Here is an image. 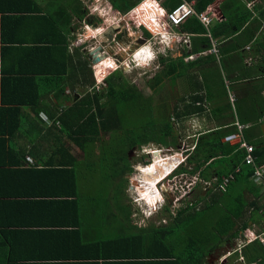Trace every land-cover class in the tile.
Listing matches in <instances>:
<instances>
[{"label":"trees","instance_id":"16d2710c","mask_svg":"<svg viewBox=\"0 0 264 264\" xmlns=\"http://www.w3.org/2000/svg\"><path fill=\"white\" fill-rule=\"evenodd\" d=\"M139 1L110 0L113 6L121 12L130 11ZM215 1L217 0H198L197 12H203ZM221 7H223L224 19L213 23L209 31L196 17H191L186 21V29L197 35L210 33L214 38L230 39L234 42L232 49L237 50L241 48L240 42L244 40L239 36V31L243 27L247 26L245 30V34L249 33L247 39L254 40L255 34L260 32L264 26V0H226ZM84 14L85 8L82 0H0V198L3 196H9V200L27 198L24 201L17 202L18 199L12 203L0 200V217L5 218L2 222L0 218V228H10L12 224L9 225L8 220L18 213L23 214L24 209L30 210L31 206L33 211L39 209L47 219L53 218V216H47L48 213L54 214L56 218L61 213H65L70 206L74 213L84 216L85 222L88 220L97 222L98 220L100 224L97 228L107 227L117 218L116 214L107 212L110 200L96 199L95 196L91 199V195L85 197L88 188L84 189L86 193L81 194L76 190L79 186V179L89 183L88 176L79 178V173L84 171L93 173L90 168L94 167L93 158H96L94 156L95 142L102 139L104 133L114 138L118 131L128 130L130 134L122 138L123 142H121V145L123 144L128 150L136 146H146L150 142L164 146L172 142L176 143L177 137L173 135V125L169 119L159 127L156 126L157 121L151 115L143 127V134L139 133L141 123L134 121L131 113L148 109L152 114L154 100L152 97H144L136 87L129 86L122 71L111 74L100 87L96 86V88L95 84L90 81L92 72L88 69L86 62L80 64L81 59L78 58L77 64H80V67L77 69L73 67L72 56L69 55L66 40L63 39L61 32L72 31L73 16L83 18ZM35 19L44 22L43 26L47 30L45 39L36 43V40L20 38L23 33L20 27ZM198 42L195 52L211 47L208 37H201ZM39 43L45 46L38 47ZM200 44L204 47H200ZM143 54L146 52L141 51L138 55V62H144ZM9 55H11L10 65H6V57ZM37 59H44V63L38 62ZM168 62L166 68L148 82L155 92L164 78H173L174 75L176 77L178 69H181L175 60L169 59ZM88 85L93 88V92H86L84 95L80 93L81 96L66 94L70 90L77 92V86L83 89ZM48 97L57 106L55 111H49L50 119L47 117L45 121H42L41 126L38 122L39 115L44 105L48 103ZM67 102L71 104H66ZM46 108H51V106L47 105ZM176 118L182 119V116L177 113ZM27 127L30 128L29 134L32 136H29L28 144H22L21 136H26L25 128ZM157 130L159 135L156 134ZM229 130L211 131L201 136L195 151L188 159V165L193 166L184 167L182 165L179 173L187 172L191 175L202 171L203 178L211 182L212 178L206 171L213 167L212 163L219 162L224 165V172L218 173L215 179L217 183L212 184L213 187L216 185L219 191L225 192L236 177H242L251 182L249 180L254 169L243 163L245 150L223 142V138L231 132ZM35 135L57 137L60 141L54 140L43 145L35 141ZM62 138L72 141L78 147L84 156L82 161L70 154V147ZM168 138L172 141H168ZM29 146L39 153H51V157H47L48 159H45L43 164L53 170L51 175L55 176L50 178L65 185L64 188L52 179H44L39 175L45 171L35 170L40 167H34V163L31 167L33 169H25L30 159L26 157ZM104 146L106 145H102L100 149ZM52 151L61 152L64 155L70 154V158L55 159ZM102 151L101 161L103 163L107 156L116 158V160L112 167L106 168L108 170L100 171L106 176L97 183L103 184L113 178L132 173L128 152H124L123 148L119 151L120 153L116 152V155L109 151L104 153V149ZM39 153H37L39 157H42ZM254 155L257 156L258 161L261 160V155L256 150ZM213 159L214 161L210 162ZM209 162L210 165H207ZM226 165L227 168H225ZM204 167L205 169L202 170ZM239 167H241L240 172L236 173ZM231 174L234 175V179L225 189L220 188L225 178ZM127 181L128 179H123L117 184L118 186L114 187L123 188L121 186L125 187ZM17 187L19 189H15ZM116 194V196L120 194L124 197L122 192L117 191ZM223 195L224 197L214 194L217 200L213 199L208 207L202 210L194 209L187 216L184 210L179 212L174 226L154 230V241L147 247L143 246L145 239L141 234L143 245L140 242L135 244L137 250H131L129 253H115L110 257V259L113 257L111 261L107 260L103 264H209L207 260L216 245H222L224 241H229L238 235L233 227L226 228L224 224L219 225L211 221V216H207L215 211V204L219 206L221 202H225L227 199L225 196L228 195L227 193ZM197 199L199 203L205 198L200 195ZM92 201L93 205H90ZM7 206H11L10 210ZM243 209L244 206L239 210ZM224 210L227 209L224 208ZM231 212L232 210L227 211L228 214ZM131 214L130 210H127L125 218L128 223H130ZM228 224L229 226L235 225L233 220ZM44 225L60 226L61 224L52 221ZM143 231V233L146 232V230ZM127 247L128 245L125 249ZM260 249H262L261 246L255 248L256 252ZM259 255L262 256L261 253ZM246 256L247 253L244 252V257ZM259 258L252 256L251 259H246L248 262H255ZM260 259L262 260L259 264H264V254Z\"/></svg>","mask_w":264,"mask_h":264},{"label":"crops","instance_id":"0c3cea01","mask_svg":"<svg viewBox=\"0 0 264 264\" xmlns=\"http://www.w3.org/2000/svg\"><path fill=\"white\" fill-rule=\"evenodd\" d=\"M104 1L110 4L112 10L114 9L116 12H118V14L121 16L120 22L115 23V25H106L105 27H98L93 30L90 28V26L95 27L98 25V22L93 17L94 15H92V13L90 15L88 13V9H86L83 18L76 15L73 16L71 25L72 31L68 30V33L64 31L61 32L62 36H64L63 39L66 40L69 55L72 56L74 65L73 67L77 69V67H80V64H84L86 62L89 67L88 69L91 71L92 66L97 67L98 65L102 64L103 59H109L114 63V66L113 68H110V74L106 76L108 77L117 71H122L124 75L125 70H133L135 68H139L140 66L145 67L146 63L142 65L138 61H135V59H132V57H136V54L142 49H147L150 54L148 59H145L144 61H148L155 67V73L150 79L147 80V84L162 71V68H166L167 63H169V59L175 60L177 65L181 67V69H178L176 77L174 75L173 78H164L163 82L157 86L156 92L148 85L151 91L149 96H145L143 91L140 90L144 97L153 98L154 95H157L159 91L163 89L166 81L170 83V80L174 79L175 81L179 82V85H184L182 89L183 95L180 94L177 98L172 97L170 95L172 91L168 90L167 94L169 96V100L174 98L173 101L176 102L171 107V109L168 105L166 107L163 102L159 103L157 108L155 101H153L154 110H158L155 112V114L160 112L159 116L163 117V120H161L159 116H157L155 119V115H153L152 118L157 121L156 126L160 127L162 123L169 119L173 125V135L177 137L176 143L172 142L166 145V147L171 148L172 151L170 154L162 153L164 155V159L169 160V158H171L172 162H178L179 160L177 159H181V161L172 167L171 171H173L175 167H177V169L169 177H167L169 174H166L163 180H160L159 183L157 182L158 190L157 187L156 190L158 193H161L162 199L160 201L159 199L154 200L155 197L149 196V202L154 208L158 203H160L158 208L155 210L154 215H158L160 212H164V210H166V212L169 211L170 206H175L177 203L180 207H178L177 213L173 214L174 218L171 219L170 222L165 221V218H162V221L154 222V215L152 214L150 217H146L147 221H150V218L153 216V222L147 225H137V222L132 216V206L128 202L130 199H127L128 192H126V187L128 181L125 182V187L121 186L123 188L114 187L116 192H122L124 197L127 198H124L118 194L122 197V199H118L120 205L117 204L112 206L109 204V211H107L108 214L114 213L116 214L117 218L110 224H106L107 227L97 228L98 224H100L98 220L97 222H93L92 220L85 222L84 216H80L79 213H74L70 206L65 213H61L56 218H54V214L48 213L47 216H53V218L50 219L45 218L39 209L33 211V207L31 206L30 210L24 209L23 214L19 215L18 213V215L8 220V224H12L9 226L10 228H0V264H103L107 260L111 261L113 257L111 259L110 257L115 253H129L131 250H137L135 248V244H138V242L142 244L141 234L145 239V241H143L144 245H142L147 247L154 241V230H162L168 226H174L175 218L179 212L184 210V213L187 216L190 212H193L194 209L202 210V208L208 207V204H210L213 199L217 200L216 197L213 196L214 194H220L224 197V193H227L228 195L225 196L227 197L225 202H221L219 206L215 204V211L211 212L213 213L212 216L216 220L213 217L210 219L219 225L224 224L223 226H226V228L233 227L235 230L234 232L238 233V235L234 238H231L229 241H224L222 245H216L207 262L209 264H259L262 260L260 258L264 254V244L258 241L257 243H254L256 241H252L240 248V241L247 240L245 236L246 234L251 231H253L255 234L264 231V190L252 180V176L249 180L251 182H248L242 177H236L231 182L232 184L227 187L225 192L219 191V189L216 192H213L210 191L209 188H204L205 183H208V181H206L201 175L202 171H198L191 175H189L187 172H184L183 174H185V177L180 178V181L186 179V182L184 181L185 184L190 182L192 184V190L185 197L178 196L177 199H174V196H176L175 189L179 186V184H181V182L178 185L176 184V181L182 174L179 173L181 172L180 168L182 165L184 167L193 166L188 165L189 157L195 151L200 137L211 131L230 129L229 131L231 132L228 134L230 135L237 133V125L243 126V137L245 141L249 145L256 147V152L261 155V160H259L260 162L258 161L257 156L254 155L257 166L264 167V67H260V65L264 62V54L262 50H257L258 45H256L258 41H264V33H262L264 26L260 32L255 34L254 40H248L247 36L244 38V33L247 26L243 27L239 31V36L244 39L240 42L241 48L233 50L232 46L234 42L232 40L214 38L210 33L205 35L190 33L186 29L185 22L181 27H179L178 30L181 33L188 34L189 39L186 42L184 40L180 42L181 40L177 37L173 39L168 37L169 32L167 28L162 27L160 23L158 27L156 26L158 30H154L152 25L148 26L152 32V35H150L149 29L146 27L147 25L145 23H139V19L135 18V12L140 9L142 15H152V12L154 11L156 15H152L153 19L154 17L156 18V16L162 17V14L165 15V13L184 1L194 3V7L196 9L198 0H153L151 4L148 3L149 0H140L137 5L128 12H121L117 10L110 0ZM224 1L226 0H217L208 5L204 10L214 11V13H216L218 19L213 21V23H217V21L224 19L222 11L223 7H221ZM147 9L150 11L143 13V11ZM94 10L97 12L98 8L95 7ZM95 12L93 14H95ZM83 20L86 23L88 32H92L89 39H97V42H99V44L96 42L97 45L92 46L91 49H89L90 51H88V54L84 49L85 47H82L81 44H79L78 47L74 46L72 43L74 38L71 37L74 33V30L76 29V24ZM43 24L44 22L42 20L40 21L39 19L24 23L23 27H20V29L23 31L20 38L30 39L33 41L36 40V43L42 42L40 40H44V37L47 33V30ZM212 24L209 27H206L208 31ZM107 29H111L110 35L102 36ZM86 32L87 31H85V33ZM136 34L137 37L135 38L134 36ZM161 34H163L164 37H160ZM123 35L130 37L131 39L128 41H123ZM201 37H208L211 42V47L204 48L199 52H195V46L196 44L198 45V39ZM129 42H133V44L136 45L133 51H131V48L129 47ZM44 46L45 45L42 43L38 44V47ZM98 46L101 47L99 55L102 57V60L99 62H94L95 58L92 57L90 53ZM200 47L203 48L204 45L200 44ZM214 48L216 49V52H214ZM35 49H37V47ZM78 58L81 59L80 64H77ZM128 58H130L129 61L127 60ZM10 60L11 55L6 57V65H10ZM37 61L44 63V59H37ZM146 72L147 73H145V75L150 74L149 70ZM208 76L210 78H208ZM214 79L215 82L219 83L221 86L220 91L216 90L217 84L214 82L211 84L210 81ZM128 84L129 86H134L139 90V87L135 84H132L130 80ZM76 90H80L78 86ZM71 91L72 90L67 91L66 94L71 95ZM74 95L80 96V91L74 92ZM49 97V104L47 103L44 105L43 111L39 115L38 122L41 123V126L43 123L42 121H45L47 117L50 119L49 111L56 110L57 105H55L54 101L52 102L51 98ZM66 104L71 103L67 102ZM47 105L51 106V108L45 109ZM161 107H163L166 111L162 112L160 110ZM163 113H166L167 115H163ZM177 113L182 116V119L176 118ZM32 115L34 117V114ZM183 121L186 122L183 123L187 126L186 131H189L190 133L187 137H185V139L188 141V149L190 150L187 151L189 153L185 152L183 158H180L177 156V152L180 151L181 148V146H179L180 144H178L180 142L181 133L179 132L180 129H178L177 132L175 131V125L176 128L180 127ZM255 127L259 128V130L256 132L253 131ZM25 129L26 136H21L22 144H28L29 136H32L29 134L30 128L27 127ZM225 137L223 138V142H225ZM34 138L35 141L43 145H45L47 142H53L54 140L60 141L57 137H45L41 135H35ZM45 138L47 140H45ZM62 140L65 142L70 141L65 138H62ZM167 140L172 141L170 138ZM155 143L156 142H150L147 145ZM228 144L232 146L236 145L238 146V149H240L238 144ZM68 145L70 147V154L73 155V157H78V159L82 161L84 156L82 153H80L78 147L75 146L73 142L72 145ZM101 146L102 144L98 146L99 148L97 153L95 147L94 156H96V159L101 154L99 153V150L101 152ZM146 146H136V148L138 147L140 150H144ZM33 149L34 148L31 146L28 147L29 151L26 157L28 156L27 158H30L32 162L29 160V164L26 163L25 169H33L31 167L33 166L32 163H34V167H40L35 168V170L45 171V173L39 175L43 176L44 179L51 180L52 178L50 177L55 176L51 175V171L53 170L48 169L43 164L45 159H48L47 157H51V153H48V155L46 153L36 152ZM131 150H128L127 152ZM152 150H155V148ZM175 150L178 151L175 152ZM48 152L51 151L48 150ZM37 153H39L42 157H39ZM52 153H54L53 156L55 159L62 157H65L66 159L70 158V154L64 155L61 154V152L55 153V151H52ZM128 157L131 158V155ZM148 157L150 156L148 155ZM212 161H214V159L210 162ZM210 162L207 165H210ZM212 165L214 164L212 163ZM222 165L223 164H220L222 171L214 167L206 171V173L211 176L212 180L218 177V173L224 172V165ZM143 167L145 166H142V169ZM131 168L133 169L134 165L131 164ZM225 168H227V165ZM239 168L241 169V167ZM90 169L93 173H95L94 167ZM204 169L205 167L202 168V170ZM189 170L191 169L189 168ZM171 171H169V173ZM154 172L159 174V177L164 171L159 170L157 172V170H155ZM93 173H87L86 171L80 172L79 178L86 177V175L89 177V175ZM132 174L123 175V177L119 176V178H113L111 181H116L117 185L121 182V180H126L128 176H131ZM177 176L178 178L175 181L173 178ZM139 177L141 176L139 175ZM82 180L83 179H79V186L77 188L74 187L80 194L86 193V190L84 191V189H86V185L84 184L86 180ZM52 181L57 182L62 188L65 186L55 179H52ZM88 186L90 187V185ZM15 189H19V187ZM235 189L237 190L236 194L234 195L233 190ZM92 190H95V187H93ZM209 192H211L210 195H208ZM90 194L94 195L93 193ZM200 195L205 199L198 203L197 197ZM90 198L93 199V197ZM9 199V196H3L0 198V200L10 201V203L18 200L19 198L15 200L14 198H11L12 200ZM25 199L27 198H24L23 200L19 199L17 202L24 201ZM172 199L174 201H172ZM110 202H113V200H110ZM232 202L234 205L231 204ZM203 203L205 204L203 205ZM89 204L93 205V201ZM147 205L149 206L148 203ZM122 206L127 210H130L132 213L130 223L126 222L125 216H122L120 213L119 209H121ZM243 206L244 209L240 211L239 209H241ZM7 208L10 210L11 206H7ZM224 208L227 210H224ZM228 210H232L231 214L227 213ZM0 218L1 222L5 219L2 218V216ZM231 220L234 221V226H229L228 223ZM52 221H56V223H60L61 225H44L51 223ZM143 230H146V232L143 233ZM126 238L127 240H125ZM250 244H252L251 247ZM127 245L128 247L125 249V246ZM256 246H261L262 249H260L259 252H256ZM244 252L247 253L246 258L251 259L252 256L260 258L255 260V262H248V260L244 257ZM260 253L262 256L259 255Z\"/></svg>","mask_w":264,"mask_h":264},{"label":"rangeland","instance_id":"374dc122","mask_svg":"<svg viewBox=\"0 0 264 264\" xmlns=\"http://www.w3.org/2000/svg\"><path fill=\"white\" fill-rule=\"evenodd\" d=\"M82 1L84 3V8L88 9V13L90 15L92 13V15H94L93 17L98 22V25H96L95 27L94 26H90V28H92L93 30L95 28H98V27L102 28V27H105L106 25H115V23L120 22V19H121L120 17L121 16L114 9L113 10L111 9V6H110V4L108 2H106L104 0H95L94 2H93V0L90 1V2H89V0H82ZM152 1L153 0H149L148 3L151 4ZM92 5L98 8L97 12H95L94 8L91 9V7H93ZM250 7H252V6H250ZM147 11H150V10H148V9L144 10L143 13H146ZM94 12H95V14H93ZM154 14H155V12L153 11L152 15L155 16L156 14L155 15ZM135 15H136L135 18L139 19L138 20L139 23H145L146 25L149 26L151 18H152V15H150V16L142 15V12H141L140 9H138L135 12ZM146 19H149V20H146ZM155 19L157 20V18H155ZM154 30H155V28H154ZM85 31L88 32V28L86 26L85 21L83 20L81 22H78L76 24V29L74 30V33L71 36V37L74 38L72 40V43H73L74 46L78 47V45L81 44L82 47L91 49L92 46L97 45V43L99 44V42H97V39L96 40H94L93 38L89 39V37L91 36L92 32L91 33L90 32H88V33L86 32L85 33ZM262 33H264V28L262 30ZM248 34L249 33H247V34L244 33V38H246V36ZM134 37L136 38L137 34ZM130 39H131L130 37H126V36L123 35V41H126V40L128 41ZM129 45H130L129 47L131 48V51H133L135 49V47H136V45H134L133 42L132 43L129 42ZM256 45H258L257 50H259V51L262 50V52L264 54V41L260 40V41H258L256 43ZM82 47H81V49H82ZM118 52H119V50H118ZM127 60L129 61L130 58H128ZM113 66H114V63L111 60L104 59L102 61V64L98 65L97 68H96V66H92L91 67L92 75H91L90 81L95 84L94 87H96V86L100 87V84H102V82L107 77L106 75L110 74L109 70H111L110 68H113ZM260 67H264V62L260 65ZM103 69H107L108 71L106 72L105 75H101L100 77H98L97 73H100L101 70L103 71ZM154 69H155V67L148 62V63H146L145 67H141L140 66L139 68H135L133 70H130V69L125 70L124 71L125 81L129 82V80H130L132 84H135L136 86L139 87V90L143 91L145 96H149L151 94V91H150L149 86L147 84V80L150 79L152 77V75H154V73H155ZM148 70H149L150 74L145 75V73H147L146 71H148ZM162 70H163V68H162ZM99 78H101V79H99ZM208 78H210V77L208 76ZM210 82H211V84L213 82L215 84H217L216 85V90L220 91L221 86L219 85V83L215 82V79L210 81ZM178 83L179 82L175 81L174 79H171L170 83L168 81H166L165 84H164L163 89L160 90L157 95L153 96L157 108H158L159 103L163 102V104L166 107L168 105L170 107V109H171V107L176 103L175 101H173V99L179 97L180 94L183 95V93H182L183 90L182 89H183L184 85L183 84L179 85ZM168 90L172 91V93L170 95L172 97H174L171 100H169V96L167 94ZM77 91H80V93L82 95H84L86 92H93V88H91V86L88 85V87H83V89H80V90H77ZM71 95H74L73 91H71ZM160 110L162 112L166 111L163 107H161ZM156 111H158V110L156 109ZM156 111L154 110L152 112V114H151L150 111H148V109H142L140 111H137V113H134V112L131 113L132 114V118L134 119V121L136 120L137 122L141 123V127H139V133L143 134V127L147 123L148 117H151V115L152 116L155 115L154 118L156 119L157 116H159L160 112L155 114ZM163 115H167V114L163 113ZM160 119L163 120V117H160ZM183 123H186V122L183 121L182 125L180 127H177V128H176V125H175V131L177 132V130L180 129L179 132L181 133L180 134L181 135L180 136L181 137L180 138V142L178 143V144H180L179 146H181V144H184L183 142H185V140H186L185 137H187L190 134L189 131H186V129H187L186 124H183ZM129 130H131V129H129ZM192 130H194V129H192ZM196 130H200V129H196ZM258 130H259L258 127H255L253 129V131H255V132L258 131ZM129 134H130V132H128V130H124V131L121 130V131H118V134L114 135V138H113V136H110L108 133H104L103 134L104 135L103 138L100 139L101 141L99 140V141L95 142L96 153H97L98 148H99L98 146H100L101 144L102 145H106V146H104L102 148V149H104V153L109 151L111 153H114V155H116V152L120 153L119 151H121V148H123L124 152H127L128 149L126 147H124L123 144L121 145V142H123L122 138H126ZM156 134L159 135V131L158 130H157ZM185 143H186L187 148H188L189 147L188 146V141L186 140ZM66 144L67 145L68 144L72 145V142L66 141ZM68 147H69V145H68ZM176 147H174V148H176ZM154 148L155 149H164L165 151L171 150V148H167L166 146H162V145H160L158 143L149 144V145H147L144 148V150H140L137 147V149L134 150L136 152L131 154V158L132 159L130 160V163L132 165H134V166H137L138 164H140L142 166H145V164H144L145 160H147V162L154 163L155 156L151 154V151ZM102 149H101V152L99 150V153H101L100 156L97 159L93 158L95 173L89 175V177H88L89 183H85L84 182V184L86 185V188H88V189H86L88 191V193H86L84 196L88 197L89 195H91L90 193H93L94 195H91V197L95 196L96 199H109L111 201L113 200V202H110V204L112 206H114V205L119 204V201H118L119 196H116V189L114 188L116 183H111V182H113L111 180L109 182H106V183H103V184H101V182L97 183L98 180H100L102 177L105 178V176H106V175H103L100 171L101 170H103V171L104 170H108L106 168L109 167V166L112 167V164H114V162L116 160V158H113L111 156H107L106 160L103 163L101 161V159H103V156H102L103 155V153H102L103 151H102ZM177 151L178 150H175V152H177ZM177 153L180 154L181 152L178 151ZM187 153H189V152H187ZM148 154H150L149 155L150 157H148ZM168 154H170V153H168ZM148 160H151V161H148ZM179 161H181V159H179ZM172 163L173 162L171 161V158H169V160L168 159H166V160L165 159H159V160L156 161V166L153 169L157 170V172L159 170L160 171H164V170H168L169 171L173 167ZM146 166H148V165H146ZM213 167L219 169L220 171H222V168H220V163L219 162L215 163L213 165ZM135 169L136 170L134 171V173L131 176H128V178H127L128 182H127V187H126L127 191L126 192H128V194H127L128 198L127 197H124V198L130 199V200H128V202L132 206V210H133V215L132 216L135 219V221L137 222V225H147V224H150L151 222H153L152 221L153 216L150 218V221H147V217L146 216L149 215L150 213H151L150 215H152V214L154 215L155 210L158 208V205H160V203H158L155 206L154 209L150 208L149 206H148L149 207L148 209H145V207L142 205V203H140V202L136 203V201L132 199V198H135V192H134V189H132V187L134 186L135 183L132 184V179L135 180V181L140 182L141 181V177H139V175L142 176V172L138 170V167H136ZM97 173H99V174H97ZM114 182H116V181H114ZM185 182L183 181L181 184H185ZM211 183L212 184L213 183H215V184L217 183L215 178L212 180ZM98 184H99V186H98ZM88 185H90V187ZM93 187H95V190H92ZM210 187L212 188V189L210 188L211 191L213 190V191L216 192L218 190L216 185H214V187L210 185ZM236 190L237 189L233 190L234 195L236 194ZM141 194L147 200H149V196L157 197L156 196L157 195L156 186L153 185L151 187L150 185H148L147 187H144L141 190ZM176 195L184 196L185 192H183V190H180ZM119 199H122V197L119 198ZM164 199H165V197H164ZM204 204L205 203H203V205ZM231 204L234 205L233 202ZM178 207H180V206L177 203L175 206L174 205L170 206L169 211L166 212V210H164V212H162V213L160 212V214H158V215L155 214L154 215V222L162 221L164 218H165V221H167V222L169 221L170 222L171 219L174 218L173 214L177 213ZM107 211H109V207H108ZM120 213H121L122 216L126 217L127 209L122 206L121 209H120ZM155 216H156V218H155ZM207 216L213 217L212 213H209V215H207ZM148 217H150V216H148ZM211 221H213V220L211 219ZM182 234H184V233L182 232Z\"/></svg>","mask_w":264,"mask_h":264},{"label":"built area","instance_id":"2783aa9c","mask_svg":"<svg viewBox=\"0 0 264 264\" xmlns=\"http://www.w3.org/2000/svg\"><path fill=\"white\" fill-rule=\"evenodd\" d=\"M191 17H196L199 19V21L204 24L206 27H209L213 21H215L216 19H218V16L216 15V13H214V11H204V12H197V10L194 7V3H189V2H182L180 3L178 6H176L175 8L171 9L170 11H168L167 13L162 14V17H157L158 22L160 23L163 19V24L165 26V28H167L169 34L168 37L170 38H179L182 42L183 40L186 42L189 39L188 34L185 33H181L178 29L179 27H181L188 19H190ZM161 37H164L163 34H161ZM214 52H216V49L214 48ZM237 133H233L230 135H227L224 139L225 142L227 143H231V144H238L240 149L245 150V158H244V163L246 166H251L254 169L253 175H252V180L259 185L260 187H262V189L264 190V167H259L256 164V158L254 156L255 150L256 148L252 145H249L244 137H243V130L244 127L241 125H237ZM190 149L187 148L186 143L181 145L180 148V154H178L177 156L180 158H183L185 152L189 151ZM172 150H167L165 151L164 149H155L151 151V154L154 155V152H159V153H163V154H168L170 153ZM30 162L31 159H29ZM177 169V167H175V169H173V171H171L170 173H168V177ZM240 172V168H238L236 170V173ZM185 177V174H181V176L175 177L174 180H180V178ZM234 179V175L231 174L229 177H226L224 180V184L220 186V188L225 189V187L230 183V181H232ZM163 180V179H162ZM186 180V179H185ZM210 185L212 186L211 182L205 183L204 188H210ZM179 188L181 190H183V192H185V195L182 197H185L186 195H188L191 192V188H192V184L186 183V184H179ZM177 189V188H176ZM218 189V187H217ZM187 191V192H186ZM138 198L135 199V201L137 202ZM247 240L244 241H240L241 242V247H244L246 244H248L249 242L252 241H258L262 244H264V231L255 234L253 231L249 232L248 234L245 235Z\"/></svg>","mask_w":264,"mask_h":264},{"label":"bare ground","instance_id":"6f19581e","mask_svg":"<svg viewBox=\"0 0 264 264\" xmlns=\"http://www.w3.org/2000/svg\"><path fill=\"white\" fill-rule=\"evenodd\" d=\"M144 15H146V16H150V15H147V14H144ZM146 20H149V19H146ZM155 20V21H154ZM163 19H162V21L160 22V24L162 25V27H165L164 26V24H163ZM149 25H152L153 26V29L155 28V29H157L156 28V26L158 27L159 26V22L155 19V17L152 19L151 18V21H150V24ZM148 26V25H147ZM150 28V27H149ZM141 51H145L146 52V54H143L142 56V60L144 61L145 59H148V57H149V52H148V50L147 49H142ZM141 51H139L137 54H136V57H134V59H135V61H137V57H138V55L139 54H141ZM104 60V59H103ZM102 60V61H103ZM148 61H144V62H139L140 64H144V63H147ZM97 68V67H96ZM99 69V68H98ZM108 70L107 69H103V71L101 70V72L100 73H97V75H98V77H100L101 75H105L106 74V72H107ZM99 79H101V78H99ZM159 159H164V155L162 154V153H160V155L158 156V157H155V160H154V163H152L151 165H149V166H147L146 168H143L142 169V167L140 168L141 169V172H142V176H141V181L140 182H138V181H136L135 182V184H134V189L136 190V194H137V198H138V200H137V202L136 203H142V205L145 207V209H148L149 207H148V205H147V203H148V201L149 200H147L146 198H144L143 196H142V194H141V190L144 188V187H147L148 185H150L151 187L153 186V185H155L156 187H157V182L159 183L160 182V180H162V179H164V176L166 175V174H168L169 173V171H171V170H164V172H162V174L158 177V175L159 174H157L156 172H154L155 171V169H153V168H155V166H156V161L157 160H159ZM166 160V159H165ZM177 160H179V159H177ZM179 163V161L178 162H173L172 163V165H173V167H174V165L176 164H178ZM167 168V167H166ZM157 190H158V187H157ZM160 193V192H159ZM158 193V191H157V197H155L154 198V200L156 199H159V201L162 199V195H161V193L159 194ZM150 203V202H149ZM149 206L152 208L153 206H152V204L150 203L149 204ZM153 209H154V207H153ZM151 214V213H150ZM150 214L149 215H147V216H150Z\"/></svg>","mask_w":264,"mask_h":264},{"label":"flooded vegetation","instance_id":"af4514ba","mask_svg":"<svg viewBox=\"0 0 264 264\" xmlns=\"http://www.w3.org/2000/svg\"><path fill=\"white\" fill-rule=\"evenodd\" d=\"M85 10H86V9H85ZM84 49H85V51H86L87 54H88V51H90V50L87 49V48H84ZM136 149H137V148L134 147L133 150L129 151V152H128V156H130L132 153H134V152H135L134 150H136ZM131 159H132V158H129V160H131ZM148 161H149V160H148ZM144 164H145V166L148 165V163H147L146 160L144 161ZM140 166L142 167V165H140V164H138L137 166H134V168L132 169V173L136 170V169H135L136 167H138V170L141 171V169H140L141 167H140ZM132 173H131V174H132ZM128 175H130V174H128ZM173 179H175V178H173ZM175 181H176V180H175ZM183 181H185V180H184V179H183L182 181L177 180V181H176V184L178 185L180 182L182 183ZM178 187H179V186H178ZM178 187H177V189H175L176 194L181 190V189L178 188ZM178 196H179V195L174 196V199H177ZM172 201H174V200L172 199ZM148 204H150L149 201H148Z\"/></svg>","mask_w":264,"mask_h":264},{"label":"water","instance_id":"95a60500","mask_svg":"<svg viewBox=\"0 0 264 264\" xmlns=\"http://www.w3.org/2000/svg\"><path fill=\"white\" fill-rule=\"evenodd\" d=\"M110 32H111V29H107V30L103 33L102 36H104V35L109 36V35H110ZM100 51H101V47L98 46V47H96L95 49H93V51L90 53V55H91L92 57L95 58V61H94V62H99V61L102 60V57H100V55H99ZM159 155H160L159 152H154V156H155V157H158Z\"/></svg>","mask_w":264,"mask_h":264},{"label":"clouds","instance_id":"9594fccd","mask_svg":"<svg viewBox=\"0 0 264 264\" xmlns=\"http://www.w3.org/2000/svg\"><path fill=\"white\" fill-rule=\"evenodd\" d=\"M90 1H92V0H89V2H90ZM94 1H95V0H93V2H94ZM92 6H93V5H92ZM92 8H95V6L91 7V9H92ZM144 26H145V25H144ZM141 27H142V26H141ZM146 27L149 29V34L152 35V32L150 31V28H149L148 26H146ZM150 32H151V33H150ZM160 37H161V35H160ZM132 59H134V58L132 57ZM152 60H153V57H152ZM148 155H150V154H148ZM151 164H152V163H148V166L151 165ZM146 167H147V166H145V167H143V168H146ZM167 177H168V175H167ZM132 182H133V184H134L136 181L132 179ZM132 189H134V186L132 187ZM134 192H135V198H132L133 200H135V199L137 198V194H136L135 189H134ZM150 216H151V215H150Z\"/></svg>","mask_w":264,"mask_h":264}]
</instances>
